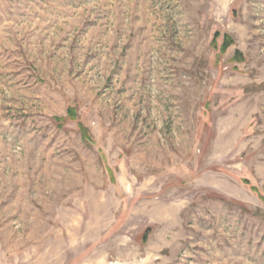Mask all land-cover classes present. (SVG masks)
<instances>
[{
    "label": "rangeland",
    "instance_id": "rangeland-1",
    "mask_svg": "<svg viewBox=\"0 0 264 264\" xmlns=\"http://www.w3.org/2000/svg\"><path fill=\"white\" fill-rule=\"evenodd\" d=\"M0 264H264V0H0Z\"/></svg>",
    "mask_w": 264,
    "mask_h": 264
},
{
    "label": "trees",
    "instance_id": "trees-1",
    "mask_svg": "<svg viewBox=\"0 0 264 264\" xmlns=\"http://www.w3.org/2000/svg\"><path fill=\"white\" fill-rule=\"evenodd\" d=\"M217 35H218V33H217ZM231 43H232V39L229 38V36H228L227 34H224V35L222 36L221 49H222V50L226 49L227 46H229ZM72 111H73V110H72L71 108L68 109V114H69L70 116L73 117V114H74V113H73Z\"/></svg>",
    "mask_w": 264,
    "mask_h": 264
}]
</instances>
